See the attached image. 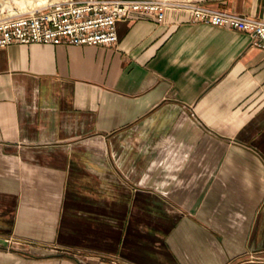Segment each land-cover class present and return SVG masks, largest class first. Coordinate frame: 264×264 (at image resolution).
Listing matches in <instances>:
<instances>
[{
  "label": "crops",
  "instance_id": "crops-1",
  "mask_svg": "<svg viewBox=\"0 0 264 264\" xmlns=\"http://www.w3.org/2000/svg\"><path fill=\"white\" fill-rule=\"evenodd\" d=\"M116 30L0 47V264H264V50L179 10Z\"/></svg>",
  "mask_w": 264,
  "mask_h": 264
},
{
  "label": "built area",
  "instance_id": "built-area-1",
  "mask_svg": "<svg viewBox=\"0 0 264 264\" xmlns=\"http://www.w3.org/2000/svg\"><path fill=\"white\" fill-rule=\"evenodd\" d=\"M171 10L188 12L193 22L238 30L264 50V20L197 0H57L45 8L0 19V47L11 44L101 45L117 43L116 23L145 13L159 22Z\"/></svg>",
  "mask_w": 264,
  "mask_h": 264
},
{
  "label": "rangeland",
  "instance_id": "rangeland-1",
  "mask_svg": "<svg viewBox=\"0 0 264 264\" xmlns=\"http://www.w3.org/2000/svg\"><path fill=\"white\" fill-rule=\"evenodd\" d=\"M17 1L24 2V5L19 6ZM55 1L57 0H0V8H2L0 19L42 9Z\"/></svg>",
  "mask_w": 264,
  "mask_h": 264
},
{
  "label": "bare ground",
  "instance_id": "bare-ground-1",
  "mask_svg": "<svg viewBox=\"0 0 264 264\" xmlns=\"http://www.w3.org/2000/svg\"><path fill=\"white\" fill-rule=\"evenodd\" d=\"M17 3L19 4V6H23L24 2L22 1H17ZM2 13V8H0V14ZM12 13V12H11Z\"/></svg>",
  "mask_w": 264,
  "mask_h": 264
}]
</instances>
